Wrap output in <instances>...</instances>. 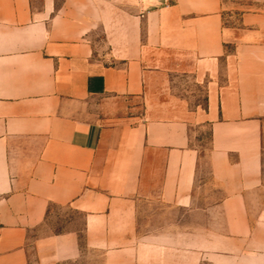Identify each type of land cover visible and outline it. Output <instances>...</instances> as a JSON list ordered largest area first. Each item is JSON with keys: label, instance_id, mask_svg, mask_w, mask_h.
I'll return each mask as SVG.
<instances>
[{"label": "crops", "instance_id": "obj_1", "mask_svg": "<svg viewBox=\"0 0 264 264\" xmlns=\"http://www.w3.org/2000/svg\"><path fill=\"white\" fill-rule=\"evenodd\" d=\"M0 264H264V0H0Z\"/></svg>", "mask_w": 264, "mask_h": 264}, {"label": "rangeland", "instance_id": "obj_2", "mask_svg": "<svg viewBox=\"0 0 264 264\" xmlns=\"http://www.w3.org/2000/svg\"><path fill=\"white\" fill-rule=\"evenodd\" d=\"M113 15V14H112Z\"/></svg>", "mask_w": 264, "mask_h": 264}]
</instances>
